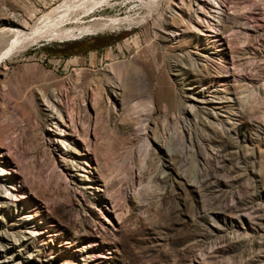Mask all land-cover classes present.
I'll use <instances>...</instances> for the list:
<instances>
[{"label":"rangeland","instance_id":"obj_1","mask_svg":"<svg viewBox=\"0 0 264 264\" xmlns=\"http://www.w3.org/2000/svg\"><path fill=\"white\" fill-rule=\"evenodd\" d=\"M0 185V264H264V0H0Z\"/></svg>","mask_w":264,"mask_h":264},{"label":"bare ground","instance_id":"obj_2","mask_svg":"<svg viewBox=\"0 0 264 264\" xmlns=\"http://www.w3.org/2000/svg\"><path fill=\"white\" fill-rule=\"evenodd\" d=\"M85 13L87 14V11ZM63 14H64L63 12L59 11V12H55L53 14H49V15H47L45 17H42L41 19H39L36 22H34V25L32 26V28H30L31 29V32H27V33L26 32L24 33V31L23 32H15V30H14V33L11 36L12 37L11 40H13V41L15 40V42L18 41V43L21 44V47L18 49V51L19 50L21 51V49H23L25 47L24 46L25 43H27V45H29V44L34 43V41H36L38 39H41V38L61 40V39H68V38H70L72 36H76V34H74L71 31H60L59 30V26L61 25L60 22L63 20V17H65V15H63ZM83 15H85V14H83ZM122 22H123L122 20H120V21L116 20V21H114L112 23L111 27L112 28L113 27H117ZM95 28L96 27H90V26H88L84 30H85V32H89V31H93V29H95ZM81 33L82 32L80 31L78 34H81ZM78 34H77V36H78ZM216 41H219L220 42V45L219 46L222 45V43H221V41L219 39H216ZM159 71H158L157 74L160 76V73L161 72H159ZM23 80L21 82L24 84V86L23 85L19 86L17 84L18 81L16 82V78L13 79V81L15 82V83L14 82L13 83H14V87L17 89L15 91V93L17 94L18 97L20 95H22L20 93L21 92L20 87L23 88V90H26V92L28 91V96H32L31 98L28 97V100H26V102H27L26 103V107L31 108L30 105L32 103L30 102V100L32 98H36L38 95H40V96H42L45 99V102L49 105V107H51V110L57 108L56 107V104H58V94H59V90L58 89L51 90L49 88V85H44V87H40V88H30L29 89L30 82L27 81V80H25V78H23ZM157 81H158V83H157L158 89L162 91V101L155 100V107H156V109H158V107H159V105H160L161 102H164L165 105H166V107L171 106L172 105V102H173V99H172V96H171V93H170L169 89L163 87V82H162V80L160 78L157 77ZM52 85L53 86H56L57 88L59 87V83L58 82H55V83L53 82ZM13 89H11V90H13ZM55 92H57V94ZM129 98H132L133 99L134 96L131 95ZM35 101H36V99H35ZM129 101L132 102L131 99ZM220 103H223V102H220ZM147 106H148V103H144L142 105L140 103V107H143V110L142 111H145L146 108H147ZM11 124H13V122ZM171 141H172V138L169 139V142H171ZM126 159H127V157H124L123 160L120 161V164H124V160H126ZM3 173L6 174L7 171H4ZM1 194L2 193H1V185H0V196H1ZM12 238H13V241L14 242L17 240V238L15 236H13Z\"/></svg>","mask_w":264,"mask_h":264},{"label":"trees","instance_id":"obj_3","mask_svg":"<svg viewBox=\"0 0 264 264\" xmlns=\"http://www.w3.org/2000/svg\"><path fill=\"white\" fill-rule=\"evenodd\" d=\"M46 54H48V52H45Z\"/></svg>","mask_w":264,"mask_h":264}]
</instances>
